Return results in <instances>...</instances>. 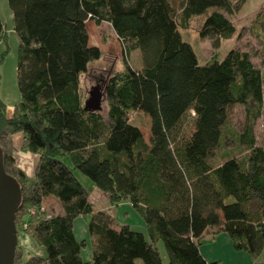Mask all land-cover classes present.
Returning a JSON list of instances; mask_svg holds the SVG:
<instances>
[{
	"label": "trees",
	"instance_id": "16d2710c",
	"mask_svg": "<svg viewBox=\"0 0 264 264\" xmlns=\"http://www.w3.org/2000/svg\"><path fill=\"white\" fill-rule=\"evenodd\" d=\"M17 38L16 84L20 100L11 117L0 100V147L4 169L21 187L15 216V264H166L207 262L199 251L206 233L223 232L234 251L264 259V138L255 125L264 111L263 76L247 52L227 50L221 60L199 64L182 40L195 16L197 36L216 49L235 34L227 18L231 0H7ZM87 22H106L123 47V68L94 81L88 64L101 58L89 44ZM5 38L0 21V41ZM139 52V65L127 59ZM101 85L99 111H86L79 76ZM98 77V76H97ZM241 106L243 123L230 136L245 150L213 165L224 141L230 110ZM104 107V108H103ZM139 111L149 137L130 123ZM38 155L31 178L14 164L11 137ZM60 157L69 158L72 168ZM78 170L112 204L130 203L145 233L117 224L108 210H95L73 173ZM48 198L60 213L26 214ZM89 216L88 262L73 221ZM22 223L27 227L22 228ZM31 238L44 256L23 260L18 235Z\"/></svg>",
	"mask_w": 264,
	"mask_h": 264
},
{
	"label": "rangeland",
	"instance_id": "374dc122",
	"mask_svg": "<svg viewBox=\"0 0 264 264\" xmlns=\"http://www.w3.org/2000/svg\"><path fill=\"white\" fill-rule=\"evenodd\" d=\"M237 8L233 14L227 15V18L235 28V34L228 40H221L216 49L211 47L208 39H199L197 32L203 21V17L195 16L190 22L188 28L181 29L180 34L182 40L188 42L196 56L199 64H204L211 59L221 60L227 50L238 49L242 52H247L251 62L258 68L264 80V0H231ZM0 20L4 28L5 38L0 41V100L3 101L6 107V114L11 113L12 107L20 100L16 84V58H17V38L12 31L11 13L8 8L7 0H0ZM87 31L89 44L96 45L101 50V58L92 61L88 64V68L92 67L94 73V81L98 78L106 76L107 72L120 70L123 68V53L113 30L110 25L103 22L99 25L93 22H87ZM127 59L132 65H139V52L135 51L127 55ZM84 73H81L83 75ZM98 76V77H97ZM84 91H88L91 87L97 86L101 89V85L89 80L88 76L83 78ZM264 91V83H263ZM106 103L102 101V106ZM103 107V108H104ZM130 123L136 125L142 134L145 142L149 137V119L143 113L136 111L129 114ZM243 123V110L241 106H234L228 116V122L224 127V141L218 147L213 155V165H217L227 156L242 157L245 155V150L238 148L235 143L231 142L230 136L233 132L238 131ZM256 142L258 145L263 144L264 138V111L261 119H259L254 128ZM17 146V162L20 164L28 176L33 175L37 157L35 153L30 161L25 162L20 157L19 153L28 152L21 149V144L15 142ZM60 160L72 168L71 162L67 157H60ZM74 175L79 183L84 187L89 195V200L94 204L95 210H108L115 218L117 224H125L132 229L143 232L145 235L144 222L141 217L132 209L127 201L114 204L110 203L106 196L100 192L95 185L78 170H73ZM45 207L48 212L53 211L54 214L60 213V206L56 200L49 198L45 201ZM89 216H79L73 221L74 235L79 241H84L85 246L81 248V257L83 261L91 260L90 247L91 241L88 233ZM16 226V225H15ZM17 230V229H16ZM33 241L23 233L18 235V243L20 250L23 252V260L28 255L44 256L43 251L35 247ZM160 257L163 263H167V254L163 243L160 241L157 245ZM224 262V261H223Z\"/></svg>",
	"mask_w": 264,
	"mask_h": 264
},
{
	"label": "water",
	"instance_id": "95a60500",
	"mask_svg": "<svg viewBox=\"0 0 264 264\" xmlns=\"http://www.w3.org/2000/svg\"><path fill=\"white\" fill-rule=\"evenodd\" d=\"M84 101L86 111H99L103 93L97 86L88 90ZM21 187L18 181L4 169L3 151L0 147V264H15L17 230L15 216L21 203Z\"/></svg>",
	"mask_w": 264,
	"mask_h": 264
},
{
	"label": "crops",
	"instance_id": "0c3cea01",
	"mask_svg": "<svg viewBox=\"0 0 264 264\" xmlns=\"http://www.w3.org/2000/svg\"><path fill=\"white\" fill-rule=\"evenodd\" d=\"M90 45L96 46V45H93V44H90ZM119 45L121 46V51L123 53V47H122V45L120 43H119ZM96 47H98V46H96ZM99 50H100V48H99ZM135 51H137V50H134L132 52H135ZM132 52H130V54ZM84 76H85L84 74L83 75L80 74V76H79V88L81 89L82 93L85 95V100H86V98L88 96L87 95L88 91L87 92L84 91V86H83V83H82ZM83 105H84V102H83ZM101 108H102V103H101ZM12 112H13V107H12L11 113L6 114L7 117H11ZM11 140H12L13 146L15 148V150H14V152L12 154V158H13L14 164H15V166L17 168H19L21 171H23L24 174L28 178H30L28 176V174H27V171H25V169L20 164H18L17 157H16L18 148L15 145V142H17L18 144H21V149L22 150L25 149L23 135L20 134V133L14 134V135H12ZM37 160H38V157H37ZM33 174H34V172H33ZM73 227H74V225H73ZM199 251H200L201 255L203 256V258L207 262L218 261L219 264H264V259L261 258V257L253 260L246 252L234 251L233 248H232L231 241H230L229 237L223 232H218V233H216L214 235H212L209 232L204 234L203 238H202V240L200 242V245H199ZM80 256H81V253H80ZM87 261H89V260H87ZM163 264H166V263H163Z\"/></svg>",
	"mask_w": 264,
	"mask_h": 264
},
{
	"label": "built area",
	"instance_id": "2783aa9c",
	"mask_svg": "<svg viewBox=\"0 0 264 264\" xmlns=\"http://www.w3.org/2000/svg\"><path fill=\"white\" fill-rule=\"evenodd\" d=\"M26 214H38L44 216V218H49L51 214L48 212V209L45 207V203H41L38 207H29L25 211ZM22 228L25 229L27 227L26 223H22Z\"/></svg>",
	"mask_w": 264,
	"mask_h": 264
},
{
	"label": "clouds",
	"instance_id": "9594fccd",
	"mask_svg": "<svg viewBox=\"0 0 264 264\" xmlns=\"http://www.w3.org/2000/svg\"><path fill=\"white\" fill-rule=\"evenodd\" d=\"M19 155L22 158V160L25 162L30 161L33 157V154L31 153V151L19 153Z\"/></svg>",
	"mask_w": 264,
	"mask_h": 264
}]
</instances>
